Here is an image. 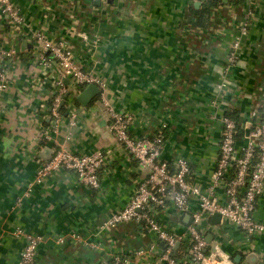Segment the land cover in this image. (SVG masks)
Listing matches in <instances>:
<instances>
[{"label":"crops","instance_id":"crops-1","mask_svg":"<svg viewBox=\"0 0 264 264\" xmlns=\"http://www.w3.org/2000/svg\"><path fill=\"white\" fill-rule=\"evenodd\" d=\"M209 1L14 0L26 35L0 7V48L19 49L16 58L3 61L9 85L0 113V264H19L26 241L16 237L18 229L41 238L35 264H110L115 257L128 264H166L156 233L135 221L107 223L137 193L148 171L117 140L106 112L73 111L67 117L62 108L61 130L47 137L61 71L51 55L49 67L41 64L40 44L29 34L40 31L62 43L76 63L93 70L107 85L102 101L133 116V137L151 138L162 130L161 159L173 168L186 159L190 182L206 192L223 118L235 114L246 131L237 142L242 149L264 114V0L215 6ZM61 147L106 156L100 188L81 183L67 169L36 182L42 163ZM216 192L225 204L224 189ZM200 203L193 197L190 213L199 212ZM157 214L168 230L183 236L175 250L188 242L187 214L173 206ZM254 217L264 226V190ZM200 229L207 255L217 249V264H264V230L248 236L231 220L206 217ZM174 256L179 264L186 260L182 251Z\"/></svg>","mask_w":264,"mask_h":264},{"label":"built area","instance_id":"built-area-1","mask_svg":"<svg viewBox=\"0 0 264 264\" xmlns=\"http://www.w3.org/2000/svg\"><path fill=\"white\" fill-rule=\"evenodd\" d=\"M3 14L16 26V30L28 34L25 18L21 10L15 5L14 0H0ZM245 33V31H244ZM40 44L38 59L45 67L51 65L48 55H51L60 67L61 76L57 84L59 90L52 100L53 122L50 133L56 132L61 123V112L58 106L63 95L69 88H82L90 84H105L92 72L83 69L76 63L70 50L62 43L49 39L40 31L29 34ZM240 46V39L235 44ZM19 49L12 47L9 50L0 48V113L3 110V93L9 85V77L3 68L5 59L16 58ZM237 58L236 50L231 53L230 61ZM69 79L70 87H65L63 80ZM106 114L111 121V129L117 140L124 145L129 153L139 161L140 165L148 171V177L139 186L137 193L131 198L124 209L118 211L108 220L109 225L135 221L140 227L156 233L157 238L164 243L162 260L166 264H179L173 257L177 243L181 244L182 237L168 230L158 218V210L165 211L173 206L177 211L187 214L189 219L187 240L191 243L190 255L184 261L186 264H217L216 251L207 255V239L200 229L202 218H211L214 214H221L222 218L231 220L248 236H253L264 230L255 217L254 212L259 195L264 190V114L255 128L246 135V145L239 149L237 146L238 122L230 116L223 118V136L220 143L217 166L212 174L211 184L206 192L198 185L192 184L191 166L186 159H178L175 167L161 159L164 149V133L159 131L151 138H136L131 135L133 116L127 112H118L108 102ZM74 113V112H72ZM106 162L103 153L79 155L70 152L67 148L57 149L46 160L37 172L36 182H42L53 172L67 169L74 171L79 181L92 188H100V167ZM222 187L226 194V203L223 204L216 196L217 188ZM199 196L200 211L190 213L191 199ZM16 237L24 238V246L19 264H35L37 252L41 243L38 235L26 234L22 229L15 232ZM110 264H128L127 259L115 257Z\"/></svg>","mask_w":264,"mask_h":264},{"label":"water","instance_id":"water-1","mask_svg":"<svg viewBox=\"0 0 264 264\" xmlns=\"http://www.w3.org/2000/svg\"><path fill=\"white\" fill-rule=\"evenodd\" d=\"M83 68V67H82ZM88 71V69H85ZM90 72H93V70ZM95 75V74H94ZM64 85L69 86V79L63 80ZM70 87V86H69ZM56 91L59 90L58 85H56ZM107 89V85L103 86V88L99 84H90L86 87H80V88H69V90L63 95L60 104L58 106V111H62V108H67V117H71L72 112L75 111L77 114L83 113L86 111H92L95 110H103L106 112V104L104 101H102L101 96L103 94V90ZM99 99V100H98ZM109 105L114 108L116 111H118L112 103H109ZM61 130V124L59 125V128L57 131ZM52 151V150H51ZM53 152V151H52ZM52 156V155H51ZM215 222L219 223L222 219L221 214L216 213L211 217ZM180 245L177 243V246ZM176 246V247H177Z\"/></svg>","mask_w":264,"mask_h":264},{"label":"trees","instance_id":"trees-1","mask_svg":"<svg viewBox=\"0 0 264 264\" xmlns=\"http://www.w3.org/2000/svg\"><path fill=\"white\" fill-rule=\"evenodd\" d=\"M224 0H210L209 2H210V4H209V6H215V5H217V4H219V3H222ZM235 1H237V0H235ZM235 3H239L238 1L237 2H235ZM234 119H236L237 120V117L235 116V114H233V115H231ZM245 130L244 129H241V128H239V126H238V131H237V138H238V141L239 140H241L243 137H244V135H245ZM164 248H165V245H164ZM190 249H191V243L190 242H184L181 246H179V248L177 249V250H175L174 252H173V257H175L174 256V254H175V252L176 251H180V253H181V251H182V253H183V256H182V258H184V257H188L189 255H190ZM176 259V258H175ZM185 259V258H184ZM183 260V259H182ZM183 262H184V260H183ZM180 263V264H186L185 262L184 263Z\"/></svg>","mask_w":264,"mask_h":264}]
</instances>
